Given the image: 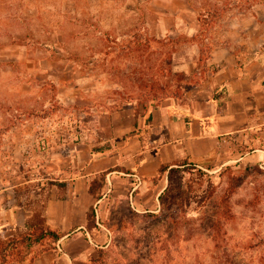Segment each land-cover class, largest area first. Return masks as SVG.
Instances as JSON below:
<instances>
[{"label":"rangeland","instance_id":"1","mask_svg":"<svg viewBox=\"0 0 264 264\" xmlns=\"http://www.w3.org/2000/svg\"><path fill=\"white\" fill-rule=\"evenodd\" d=\"M208 11L207 32L190 41ZM238 15H259L264 25V0H0L2 238L50 196L66 198L62 186L84 173L91 240L72 264H264V129L233 136L217 164L163 167L161 184L145 193L111 182L125 177L119 168L92 174L78 153L87 141L109 145L100 114L131 107L147 120L163 100H181L206 76L216 32ZM180 65L192 74L176 72ZM52 180L60 184L47 189ZM163 191L187 201L160 203ZM55 243L30 248L26 264L41 255L39 264H56Z\"/></svg>","mask_w":264,"mask_h":264},{"label":"crops","instance_id":"2","mask_svg":"<svg viewBox=\"0 0 264 264\" xmlns=\"http://www.w3.org/2000/svg\"><path fill=\"white\" fill-rule=\"evenodd\" d=\"M180 4L184 7L183 2ZM259 19V15H238L225 21L211 40L202 67L205 78L188 89L181 100H163L152 108L147 120L141 110L136 114L131 107L100 114L99 131L108 138L109 145L94 148L87 141L78 149L87 156L92 174L119 168L125 177L108 175L111 182L130 184L132 192H150L161 184L157 176L162 167L185 161L217 164L218 152L225 150L233 136L263 130L264 25ZM197 33L198 29H194L188 36ZM175 70L192 74L186 65ZM194 73L205 74L195 67ZM99 148L102 150L95 151ZM88 176L82 173L67 184L61 181L65 183L62 187L66 198L52 200L50 196L45 202V224L60 237L50 255L56 264H72L77 255L72 253L83 250L91 240L84 228L85 216L93 205ZM115 189L116 193L120 191ZM73 213L77 214L76 221ZM42 257L30 264H39Z\"/></svg>","mask_w":264,"mask_h":264},{"label":"trees","instance_id":"3","mask_svg":"<svg viewBox=\"0 0 264 264\" xmlns=\"http://www.w3.org/2000/svg\"><path fill=\"white\" fill-rule=\"evenodd\" d=\"M211 18H213V13L211 11L206 12V14L198 15V33L195 36L191 37L190 41H199L204 36V34L208 30V26L210 24L209 20ZM204 78L205 77H201V80H203ZM201 80L195 81L194 83H188V85L183 90L186 91L192 86L200 84ZM159 91L163 92V94H165L164 92H166V94L170 93V89L166 87H161ZM178 93V89H175L174 94L172 95H178ZM182 95L183 93L180 94V97ZM143 110H145V105L143 106ZM98 150L102 149H95V151ZM162 170L163 167L160 169V171ZM46 184L48 186L47 189H50L53 186L57 187V185H59L60 183H57L56 181H48V183ZM158 201L160 203H174L177 201L184 204L187 201V196L184 193H164L163 191L162 193H160ZM44 206L45 203L39 209L38 213H31L30 211V215L26 218L23 226L16 227L13 231V234H11L9 237L2 238V236L0 235V264H22L26 260L29 249L33 246L41 244L46 240L55 243L60 239L58 233L48 228L45 224V220L43 217ZM215 226L216 224L212 221V229L215 228Z\"/></svg>","mask_w":264,"mask_h":264}]
</instances>
